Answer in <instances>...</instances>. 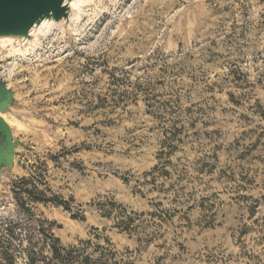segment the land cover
Wrapping results in <instances>:
<instances>
[{"label": "rangeland", "instance_id": "obj_1", "mask_svg": "<svg viewBox=\"0 0 264 264\" xmlns=\"http://www.w3.org/2000/svg\"><path fill=\"white\" fill-rule=\"evenodd\" d=\"M69 7L30 39H0L5 119L24 144L0 172V237L28 217L12 190L25 177L56 199L27 201L31 222L64 247L108 242L119 264H264V0ZM156 166L168 176L146 177ZM132 213L145 215L130 235L116 224Z\"/></svg>", "mask_w": 264, "mask_h": 264}, {"label": "trees", "instance_id": "obj_2", "mask_svg": "<svg viewBox=\"0 0 264 264\" xmlns=\"http://www.w3.org/2000/svg\"><path fill=\"white\" fill-rule=\"evenodd\" d=\"M157 168L158 166L146 173L145 176H151L155 180L159 176H155L156 171L162 170ZM163 174L165 177L168 176V173L162 170ZM31 179L23 177L12 186L14 194L20 195L18 205L28 214V217L24 222L21 220H9L6 224L1 222L0 264H119L115 261L116 253L111 250V245L108 242L106 246L96 245L91 251H89V241L82 242L78 246L64 247L51 232V229L45 228L46 221L35 220L37 224L31 222L33 215L30 214V209L25 207L27 201L33 203L56 202L54 198H46L34 184L33 188L29 189L27 186ZM65 209L67 210V208ZM144 215V213L124 215L116 227L121 232L132 235L140 227L136 225L137 217ZM148 215L154 216L153 213H148ZM72 217L79 218L78 215Z\"/></svg>", "mask_w": 264, "mask_h": 264}, {"label": "water", "instance_id": "obj_3", "mask_svg": "<svg viewBox=\"0 0 264 264\" xmlns=\"http://www.w3.org/2000/svg\"><path fill=\"white\" fill-rule=\"evenodd\" d=\"M72 0H0V39H30V31L44 20L68 21ZM16 102L14 91L0 81V172H11L17 149L24 144L15 140L5 119Z\"/></svg>", "mask_w": 264, "mask_h": 264}, {"label": "bare ground", "instance_id": "obj_4", "mask_svg": "<svg viewBox=\"0 0 264 264\" xmlns=\"http://www.w3.org/2000/svg\"><path fill=\"white\" fill-rule=\"evenodd\" d=\"M12 39L10 38V39H8V41H11Z\"/></svg>", "mask_w": 264, "mask_h": 264}]
</instances>
